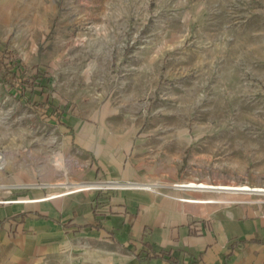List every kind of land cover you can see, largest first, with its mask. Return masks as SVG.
I'll return each mask as SVG.
<instances>
[{
  "label": "rangeland",
  "instance_id": "374dc122",
  "mask_svg": "<svg viewBox=\"0 0 264 264\" xmlns=\"http://www.w3.org/2000/svg\"><path fill=\"white\" fill-rule=\"evenodd\" d=\"M197 10V0H0V49L21 59L27 76L41 75L23 95L0 81V204L30 201L40 179L68 176L70 133L59 112L69 121H144L137 134L181 137L180 179L264 187V87L214 78L206 62L197 68ZM106 181L131 183L104 177L82 184ZM107 186L83 187L94 192L97 220L115 210L100 197L117 191Z\"/></svg>",
  "mask_w": 264,
  "mask_h": 264
},
{
  "label": "crops",
  "instance_id": "0c3cea01",
  "mask_svg": "<svg viewBox=\"0 0 264 264\" xmlns=\"http://www.w3.org/2000/svg\"><path fill=\"white\" fill-rule=\"evenodd\" d=\"M197 1V68L206 62L214 78L261 90L264 10L251 7L256 0ZM128 123L133 129H123ZM61 126L71 170L40 179L30 201L0 204V264H264V194L224 191L239 198L216 201L215 190L183 185L181 137L137 134L144 121L65 118ZM104 177L131 183L100 195L115 210L97 220L94 192L83 187L98 186L82 183ZM86 224L100 227L78 228Z\"/></svg>",
  "mask_w": 264,
  "mask_h": 264
},
{
  "label": "trees",
  "instance_id": "16d2710c",
  "mask_svg": "<svg viewBox=\"0 0 264 264\" xmlns=\"http://www.w3.org/2000/svg\"><path fill=\"white\" fill-rule=\"evenodd\" d=\"M40 74H33L31 76H27L25 73V68L23 66V63L20 58L15 57L10 51L3 49H0V81L7 86L10 90H17L21 95L29 88V90L33 89V86L35 85V79L39 78ZM38 82V81H37ZM31 105L34 107L45 108V111L47 109H50L52 112H56L57 108L54 106L51 102H43V101H31ZM60 117L57 118L58 123L61 125H65V119L64 115L59 112ZM25 213H18V215H23ZM3 221H0V227L2 226ZM64 226H71L69 222L65 223ZM99 228V224L96 225H90L86 224L82 227L78 228ZM166 260L168 262L175 263V261L166 255Z\"/></svg>",
  "mask_w": 264,
  "mask_h": 264
},
{
  "label": "bare ground",
  "instance_id": "6f19581e",
  "mask_svg": "<svg viewBox=\"0 0 264 264\" xmlns=\"http://www.w3.org/2000/svg\"><path fill=\"white\" fill-rule=\"evenodd\" d=\"M3 18H6L5 16ZM2 167V165H0V168ZM94 186H100L103 185L101 183H96V184H92ZM104 185H109V184H104ZM185 186H189V187H195L197 189H208V190H215V191H226V192H245V193H261L264 194V187H258V186H254V187H249L248 185H223V184H207V183H194V182H187L185 184H183ZM180 186V185H179ZM2 187V186H0Z\"/></svg>",
  "mask_w": 264,
  "mask_h": 264
},
{
  "label": "built area",
  "instance_id": "2783aa9c",
  "mask_svg": "<svg viewBox=\"0 0 264 264\" xmlns=\"http://www.w3.org/2000/svg\"><path fill=\"white\" fill-rule=\"evenodd\" d=\"M95 183H101V184H103V185H100V186H98V187H94V188H97V189H100V190H105V189H109V186H107V185H104V184H109V185H113V188L115 187V188H122V187H124V186H127L128 184H122V183H116V182H110V181H106V182H95ZM90 186V185H89ZM87 188V187H86ZM92 187H88V189H91Z\"/></svg>",
  "mask_w": 264,
  "mask_h": 264
}]
</instances>
